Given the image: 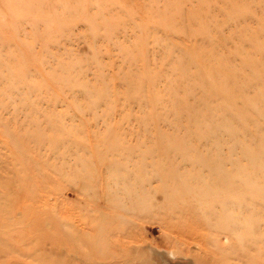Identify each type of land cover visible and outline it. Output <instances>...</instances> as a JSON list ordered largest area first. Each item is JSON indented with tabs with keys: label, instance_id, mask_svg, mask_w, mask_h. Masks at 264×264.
<instances>
[{
	"label": "rangeland",
	"instance_id": "1",
	"mask_svg": "<svg viewBox=\"0 0 264 264\" xmlns=\"http://www.w3.org/2000/svg\"><path fill=\"white\" fill-rule=\"evenodd\" d=\"M0 264H264V0H0Z\"/></svg>",
	"mask_w": 264,
	"mask_h": 264
}]
</instances>
